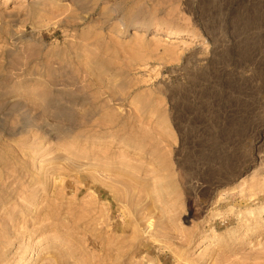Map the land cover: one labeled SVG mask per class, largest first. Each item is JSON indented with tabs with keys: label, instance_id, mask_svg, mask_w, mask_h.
<instances>
[{
	"label": "rangeland",
	"instance_id": "374dc122",
	"mask_svg": "<svg viewBox=\"0 0 264 264\" xmlns=\"http://www.w3.org/2000/svg\"><path fill=\"white\" fill-rule=\"evenodd\" d=\"M0 264H264V0H0Z\"/></svg>",
	"mask_w": 264,
	"mask_h": 264
},
{
	"label": "bare ground",
	"instance_id": "6f19581e",
	"mask_svg": "<svg viewBox=\"0 0 264 264\" xmlns=\"http://www.w3.org/2000/svg\"><path fill=\"white\" fill-rule=\"evenodd\" d=\"M171 37H172V38H177V39H180V37H179V36H177V35H171Z\"/></svg>",
	"mask_w": 264,
	"mask_h": 264
}]
</instances>
